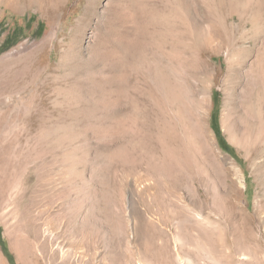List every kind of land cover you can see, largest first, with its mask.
<instances>
[{
    "label": "rangeland",
    "instance_id": "rangeland-1",
    "mask_svg": "<svg viewBox=\"0 0 264 264\" xmlns=\"http://www.w3.org/2000/svg\"><path fill=\"white\" fill-rule=\"evenodd\" d=\"M263 38L264 0H0V264H264Z\"/></svg>",
    "mask_w": 264,
    "mask_h": 264
},
{
    "label": "bare ground",
    "instance_id": "bare-ground-1",
    "mask_svg": "<svg viewBox=\"0 0 264 264\" xmlns=\"http://www.w3.org/2000/svg\"><path fill=\"white\" fill-rule=\"evenodd\" d=\"M135 1V0H134ZM147 1V0H146ZM145 2V1H144ZM126 7V6H125ZM190 7V6H189ZM171 8V7H170ZM155 10V9H154ZM141 11V10H140ZM167 12V11H166ZM184 13V12H183ZM127 14V13H126ZM138 14V13H137ZM139 15V14H138ZM167 15V14H166ZM170 17V16H169ZM138 18V17H137ZM211 20V19H210ZM205 21V20H204ZM184 23H186V22H184ZM202 24V23H201ZM209 27V26H208ZM201 28V27H200ZM209 35H211V33L209 34ZM207 37V36H206ZM264 39V38H263ZM208 42H209V40H208ZM150 47V46H149ZM37 51V50H36ZM29 55V54H28ZM34 55V54H33ZM139 57H141V56H139ZM143 58H145V57H143ZM147 58V57H146ZM145 58V59H146ZM257 58V57H256ZM140 60H142V59H140ZM246 60V59H245ZM258 60V62H259V64H260V66H262V67H264V50L262 51V52H260V56H259V58L257 59ZM251 61V60H250ZM15 62V61H14ZM252 62V61H251ZM11 63V62H10ZM21 63V62H20ZM14 64V63H13ZM25 63H23L22 65H24ZM157 64V63H156ZM165 64H166V62H165ZM250 67H251V64H250ZM249 67V68H250ZM162 70V69H161ZM234 70V69H233ZM262 70H264V68L262 69ZM157 71V70H156ZM155 71V72H156ZM164 71V70H163ZM211 71V70H210ZM159 72V71H158ZM240 73H241V71H239ZM186 73V72H185ZM207 73V72H206ZM218 73V72H217ZM254 72L252 71V67L249 69V70H247V87H246V95L247 96H249V98H250V96L253 94V89H254V87H256V86H258V85H261V86H259L260 87V89L262 88V86H263V84H262V82H263V80L259 77V78H255L254 77V74H253ZM162 74V73H161ZM167 74V73H166ZM181 74V73H180ZM220 74V73H219ZM246 74V73H245ZM154 75V74H153ZM165 76V75H164ZM169 77V76H168ZM155 78V77H154ZM180 78V77H179ZM233 78V77H232ZM156 79V78H155ZM169 79H171V78H169ZM183 79V78H182ZM198 79V78H197ZM175 80V79H174ZM179 80V79H178ZM201 80V79H200ZM241 80V79H240ZM207 81V80H206ZM237 81V80H236ZM160 82H161V80H160ZM171 82H172V80H171ZM185 83H187L186 81H184ZM156 83V82H155ZM261 83V84H260ZM182 84V83H181ZM202 84V83H201ZM1 85V84H0ZM178 86V85H177ZM186 86V85H185ZM189 86H191V85H189ZM231 86V85H230ZM210 87V86H209ZM258 87V88H259ZM186 88V87H185ZM257 88V87H256ZM255 88V89H256ZM157 89V88H156ZM159 89V88H158ZM208 89V88H207ZM262 89H264V88H262ZM208 91V90H207ZM259 91V90H258ZM264 91V90H263ZM204 92V91H203ZM170 93V92H169ZM189 93V92H188ZM225 93H226V91H225ZM175 94V93H174ZM244 94V95H245ZM259 94H261V93H259ZM171 95V94H170ZM179 95V94H178ZM186 95V94H185ZM229 95V94H228ZM197 96V95H196ZM208 96V95H207ZM160 97V96H159ZM162 97H164L163 95H162ZM199 98V97H198ZM243 98V97H242ZM254 99V98H253ZM181 100V99H180ZM225 106H227V102H228V100H227V97H225ZM172 102V101H171ZM252 103H253V101H251ZM206 103V102H205ZM186 104V103H185ZM249 104H250V102H249ZM254 104V103H253ZM261 105V104H260ZM263 105V104H262ZM250 106V105H249ZM251 107V106H250ZM256 108V107H255ZM225 110H226V107L224 108ZM252 109V108H251ZM252 111V110H251ZM264 111V110H263ZM262 111V112H263ZM258 112V111H257ZM256 112V113H257ZM260 113V112H259ZM224 114V113H223ZM225 115V114H224ZM260 115V114H259ZM258 115V116H259ZM257 116V115H256ZM229 117V116H228ZM225 117L223 116V122L225 121V119H224ZM260 118V117H259ZM262 118H263V116H262ZM264 119V118H263ZM229 122V121H228ZM263 122V121H262ZM262 122H261V124H262ZM246 123V122H245ZM209 126V125H208ZM225 126V125H224ZM232 126H233V124H232ZM232 126H230V127H232ZM247 125H245V127H246ZM249 126V125H248ZM247 126V127H248ZM229 127V128H230ZM250 127V126H249ZM233 128V127H232ZM232 128L230 129L231 131H232ZM228 129V128H227ZM246 129V128H245ZM244 129V130H245ZM229 130V131H230ZM247 130V129H246ZM249 130V129H248ZM233 132V131H232ZM244 133V132H243ZM247 133V132H246ZM246 133L245 134H243V135H245V136H247V140H249L250 138H251V136L252 135H255V136H253V137H257V138H261V137H263L264 138V124L263 125H260V123H259V125H253V126H251V131H249V133L246 135ZM237 134V133H236ZM236 134H234V135H236ZM233 135V136H234ZM238 135V134H237ZM236 135V136H237ZM213 136V135H212ZM244 136V137H245ZM213 138V140H214V143H216V139H215V137L213 136L212 137ZM234 138V137H233ZM254 138V139H255ZM238 139V138H237ZM242 139V138H241ZM235 140V139H234ZM243 140V139H242ZM257 140V139H256ZM244 141V140H243ZM245 142V141H244ZM248 142V141H247ZM256 142V141H255ZM254 142V143H255ZM252 143V142H251ZM253 143V144H254ZM258 143V142H257ZM261 144V143H260ZM245 145H246V143H245ZM264 145V144H263ZM215 146V145H214ZM255 147V146H254ZM262 148V147H261ZM216 149H219L220 150V148H219V146L217 145L216 146ZM218 151V150H217ZM258 151V150H257ZM252 152V151H251ZM263 152V151H262ZM249 156V155H248ZM255 163V162H254ZM242 173V172H241ZM259 174V173H258ZM199 215V214H198Z\"/></svg>",
    "mask_w": 264,
    "mask_h": 264
},
{
    "label": "trees",
    "instance_id": "trees-1",
    "mask_svg": "<svg viewBox=\"0 0 264 264\" xmlns=\"http://www.w3.org/2000/svg\"><path fill=\"white\" fill-rule=\"evenodd\" d=\"M14 42H16V39H13V40L10 41V43H14ZM10 43H9V44H10ZM9 44H8V45H9ZM220 143H221L222 147H223L225 150H232V148L229 146V144H228L227 142L223 141L222 139H220ZM0 230H1V227H0ZM0 241H1L2 244H3V247H4L5 251L7 252L6 244H5V242H4V239L1 238V236H0ZM7 253H8V252H7ZM8 255H9L11 261H13L12 256H11L9 253H8Z\"/></svg>",
    "mask_w": 264,
    "mask_h": 264
}]
</instances>
